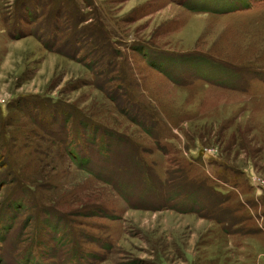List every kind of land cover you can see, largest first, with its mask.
I'll use <instances>...</instances> for the list:
<instances>
[{"label":"rangeland","instance_id":"1","mask_svg":"<svg viewBox=\"0 0 264 264\" xmlns=\"http://www.w3.org/2000/svg\"><path fill=\"white\" fill-rule=\"evenodd\" d=\"M0 264H264V0H0Z\"/></svg>","mask_w":264,"mask_h":264}]
</instances>
